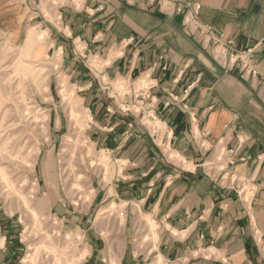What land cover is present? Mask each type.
<instances>
[{"label": "crops", "instance_id": "crops-1", "mask_svg": "<svg viewBox=\"0 0 264 264\" xmlns=\"http://www.w3.org/2000/svg\"><path fill=\"white\" fill-rule=\"evenodd\" d=\"M9 1L0 0V25L36 20L47 32V52L59 60V76L91 115L89 142L121 169L111 187L95 189L93 199L96 208L110 201L122 212L115 257L102 236L114 227H83L84 216H70L85 228L89 264H110L112 258L116 264H147L151 258L165 264H264L253 231L264 238V0H180L182 12L177 6L161 11L149 0H56L55 11L47 13L43 0L39 6ZM196 5L211 36L184 23ZM9 32L20 36L18 29ZM214 40L230 52L252 49L256 74L219 64ZM145 74L154 85L162 147L138 119L119 112L103 88L105 81L132 82ZM232 175L253 189L250 205L227 188ZM143 216L157 225L152 250L137 241ZM17 228L15 220L0 216V264H20L24 247Z\"/></svg>", "mask_w": 264, "mask_h": 264}, {"label": "rangeland", "instance_id": "rangeland-1", "mask_svg": "<svg viewBox=\"0 0 264 264\" xmlns=\"http://www.w3.org/2000/svg\"><path fill=\"white\" fill-rule=\"evenodd\" d=\"M56 4L43 0L41 9L54 12ZM15 29L18 38L9 32ZM47 51L48 34L36 20L0 25V216L17 222L18 239L24 252L30 248L33 264H89L85 228L75 226L70 216H84L83 227H114L102 236L109 238L108 252L115 257L122 212L110 201L96 208L93 199L95 189L111 187L121 169L89 142L91 115L76 89L59 76V60ZM91 64L97 66L95 60ZM157 128L163 127L157 123ZM156 240L157 225L143 216L139 245L150 243L152 250ZM110 264H116L114 258ZM147 264L165 262L151 258Z\"/></svg>", "mask_w": 264, "mask_h": 264}, {"label": "built area", "instance_id": "built-area-1", "mask_svg": "<svg viewBox=\"0 0 264 264\" xmlns=\"http://www.w3.org/2000/svg\"><path fill=\"white\" fill-rule=\"evenodd\" d=\"M41 1L42 0H34V3L35 5H40ZM149 4L151 6H157L164 12H168L172 6H177L179 12L183 11L180 0H149ZM200 9L201 7L196 5L192 8V11H188L184 17V23L190 27L199 29L204 37L211 36L213 33L212 28L208 25L202 28L200 24L198 18ZM213 53L215 60L222 66L227 68L238 66L242 73L256 74L252 49L230 52L227 46L223 45L220 41L214 40ZM123 81L129 85V88H127L123 82H103L104 91L116 102L119 112L139 120L140 124L146 128L150 137L157 141L155 142L157 147L164 146L165 138L163 137V129L159 130L157 128V123H160V121L156 113V100L153 96L154 85L151 82L150 76L145 74L132 82ZM220 160L221 159H219V161ZM219 178L221 180L226 179L225 175H219ZM227 188L234 191L243 204L250 205L254 192L247 183L240 182L235 175H232ZM253 231L256 237L255 242L262 251L264 258V238L258 229H254ZM29 251L30 248L25 250L20 259V264H33L30 262L31 254L28 253Z\"/></svg>", "mask_w": 264, "mask_h": 264}, {"label": "bare ground", "instance_id": "bare-ground-1", "mask_svg": "<svg viewBox=\"0 0 264 264\" xmlns=\"http://www.w3.org/2000/svg\"><path fill=\"white\" fill-rule=\"evenodd\" d=\"M31 38H30V36H28V40H30ZM42 53H40V52H38V55L40 56ZM37 55V56H38ZM64 90H62V92H63Z\"/></svg>", "mask_w": 264, "mask_h": 264}]
</instances>
